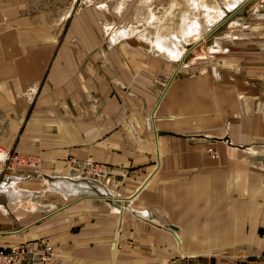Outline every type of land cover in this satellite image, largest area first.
Instances as JSON below:
<instances>
[{
    "label": "crops",
    "instance_id": "crops-1",
    "mask_svg": "<svg viewBox=\"0 0 264 264\" xmlns=\"http://www.w3.org/2000/svg\"><path fill=\"white\" fill-rule=\"evenodd\" d=\"M75 4L0 10V146L38 155L49 173L0 180V247L49 236L50 264H247L264 254V162L243 149L264 140V0L239 1L204 31L228 32L231 65L189 75L171 60L158 66L144 38L103 54L91 4ZM68 156L91 157L107 175L72 179Z\"/></svg>",
    "mask_w": 264,
    "mask_h": 264
},
{
    "label": "rangeland",
    "instance_id": "rangeland-1",
    "mask_svg": "<svg viewBox=\"0 0 264 264\" xmlns=\"http://www.w3.org/2000/svg\"><path fill=\"white\" fill-rule=\"evenodd\" d=\"M53 1L54 0H0V10L11 7L13 10H38L45 7L51 8L54 3L59 1L67 2V0ZM99 1L100 0H93V2L92 0H76L74 11L81 13L83 10L80 9L91 4L90 7L93 8V10L87 11L93 23L97 25V29L100 30V34L98 32V37L105 42L102 47L103 54L111 52L112 49L118 50L116 46H122V43L125 41L134 42L136 40L137 42L144 38L146 41L153 42L154 46H150L151 48L142 42L141 45L150 49V52L158 57V66L161 65L159 60H171L175 69L174 71H177L180 66L178 72H182L185 75L203 69L211 71L223 68L227 69L231 65L228 62V32L225 31L219 34L218 32L213 33L214 31H204L214 23H219L227 18V11H230L229 9L233 8L241 0H235L231 2L230 6L226 7L221 5H213L212 7V5L208 3H211L213 0H197L200 3V8H196L193 0H102L107 8L105 10H97L95 6H99L101 3V1ZM222 1L224 2L225 0ZM260 3L261 2H259V4ZM255 5V3L252 4V6ZM66 6H68V4ZM260 6L261 4L258 5L259 8ZM211 12H214V15H212ZM243 15H240L242 19L245 18ZM226 20H224V22H226ZM241 20L238 18L237 22ZM241 22H244V20ZM250 23L251 22L248 21L249 25H251ZM186 30H188V32ZM186 32L187 35L185 39L187 44L180 45L175 48V50L170 49V47L165 44H161V40L170 42L176 38H182L185 36ZM212 34H216L215 37L220 39L219 44L212 41ZM145 48H140L141 52L139 49L136 50L139 54H143L145 53ZM120 49L126 53L131 47L124 46ZM241 49L243 48H238L232 56L244 55L243 52H240ZM233 65L238 67L237 64ZM241 65L244 66L243 63ZM255 83H260V80H252V84L255 85ZM228 148L231 147L229 146ZM243 149L257 156L258 160L262 158L261 160L264 162V140L245 146ZM8 150L15 151L12 149ZM30 155L39 158L41 168L46 172L43 169L42 159L38 155ZM15 179L16 178H13V182ZM4 184L11 185V183ZM247 264H264V254L257 257L253 256L250 263Z\"/></svg>",
    "mask_w": 264,
    "mask_h": 264
},
{
    "label": "built area",
    "instance_id": "built-area-1",
    "mask_svg": "<svg viewBox=\"0 0 264 264\" xmlns=\"http://www.w3.org/2000/svg\"><path fill=\"white\" fill-rule=\"evenodd\" d=\"M212 158L217 157L216 149L210 145L205 148ZM65 167L72 173V179L98 180L107 175L105 165L94 161L91 157L77 159L68 156ZM13 176L18 179L36 178L44 180L48 173L41 168L37 156L18 153L0 147V180L11 181ZM55 247L49 236L27 240L16 246L0 247V264H50L55 256Z\"/></svg>",
    "mask_w": 264,
    "mask_h": 264
},
{
    "label": "bare ground",
    "instance_id": "bare-ground-1",
    "mask_svg": "<svg viewBox=\"0 0 264 264\" xmlns=\"http://www.w3.org/2000/svg\"><path fill=\"white\" fill-rule=\"evenodd\" d=\"M194 1V3H195V5H196V8L197 7H199L200 8V3L197 1V0H193ZM201 1V0H200ZM190 4V3H189ZM203 5V4H202ZM207 6V5H206ZM202 7V6H201ZM230 10V9H229ZM205 11V10H204ZM188 29V28H187ZM183 31H185V30H183ZM187 32H188V30H186ZM187 32H186V34H185V36H183L182 38H176V39H174V40H172V41H166V40H161V44H165L166 46H169L170 47V49H173V50H175V48H177V47H179L180 45H184V44H187L186 42V39H185V37H186V35H187ZM176 35V34H175ZM178 36V35H177ZM13 178H15V176H13ZM13 178H12V180L11 181H6V182H4V181H2L3 183H13Z\"/></svg>",
    "mask_w": 264,
    "mask_h": 264
}]
</instances>
